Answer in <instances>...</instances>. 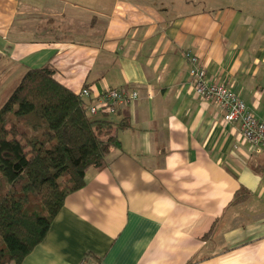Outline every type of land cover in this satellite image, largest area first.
Listing matches in <instances>:
<instances>
[{
    "label": "crops",
    "instance_id": "0c3cea01",
    "mask_svg": "<svg viewBox=\"0 0 264 264\" xmlns=\"http://www.w3.org/2000/svg\"><path fill=\"white\" fill-rule=\"evenodd\" d=\"M186 53L264 122V0H0V98L44 65L92 98L138 91L21 264H264V153L194 92Z\"/></svg>",
    "mask_w": 264,
    "mask_h": 264
},
{
    "label": "trees",
    "instance_id": "16d2710c",
    "mask_svg": "<svg viewBox=\"0 0 264 264\" xmlns=\"http://www.w3.org/2000/svg\"><path fill=\"white\" fill-rule=\"evenodd\" d=\"M123 121L90 115L49 65L25 71L0 107V264H21L68 194L103 168Z\"/></svg>",
    "mask_w": 264,
    "mask_h": 264
},
{
    "label": "built area",
    "instance_id": "2783aa9c",
    "mask_svg": "<svg viewBox=\"0 0 264 264\" xmlns=\"http://www.w3.org/2000/svg\"><path fill=\"white\" fill-rule=\"evenodd\" d=\"M186 57L190 63L189 74L193 79L194 92L202 99L212 101L222 113L225 122H238L240 132L252 150L264 153V122L254 116L226 83L209 81L204 65L196 56L186 53ZM79 94L86 100L87 111L93 116L114 115L121 106L133 102L138 97V91L125 88H108L92 98L89 88L83 87Z\"/></svg>",
    "mask_w": 264,
    "mask_h": 264
},
{
    "label": "rangeland",
    "instance_id": "374dc122",
    "mask_svg": "<svg viewBox=\"0 0 264 264\" xmlns=\"http://www.w3.org/2000/svg\"><path fill=\"white\" fill-rule=\"evenodd\" d=\"M9 96V95H8ZM7 98V97H6ZM6 98L5 97H3V98H0V107L2 106V104H3V102L6 100ZM112 117V116H111Z\"/></svg>",
    "mask_w": 264,
    "mask_h": 264
}]
</instances>
